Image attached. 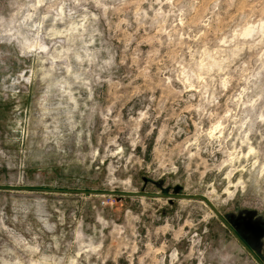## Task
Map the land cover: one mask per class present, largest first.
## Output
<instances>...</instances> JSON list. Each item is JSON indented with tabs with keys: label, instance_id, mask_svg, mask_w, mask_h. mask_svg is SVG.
Returning <instances> with one entry per match:
<instances>
[{
	"label": "rangeland",
	"instance_id": "374dc122",
	"mask_svg": "<svg viewBox=\"0 0 264 264\" xmlns=\"http://www.w3.org/2000/svg\"><path fill=\"white\" fill-rule=\"evenodd\" d=\"M70 190L264 261V0H0V264H262Z\"/></svg>",
	"mask_w": 264,
	"mask_h": 264
},
{
	"label": "water",
	"instance_id": "95a60500",
	"mask_svg": "<svg viewBox=\"0 0 264 264\" xmlns=\"http://www.w3.org/2000/svg\"><path fill=\"white\" fill-rule=\"evenodd\" d=\"M53 191H59L57 189H48ZM77 192H86L89 194H107V195H119V196H158V197H169V198H187V199H200L208 203L214 213L231 229V231L236 235V237L243 242L246 247L249 245L244 242L241 236L237 233V231L232 227L231 223L226 219V217L220 212V210L204 195L200 194H152L146 192H136V191H114V190H70ZM260 261V260H259ZM261 262V261H260ZM262 263V262H261ZM263 264V263H262Z\"/></svg>",
	"mask_w": 264,
	"mask_h": 264
},
{
	"label": "flooded vegetation",
	"instance_id": "af4514ba",
	"mask_svg": "<svg viewBox=\"0 0 264 264\" xmlns=\"http://www.w3.org/2000/svg\"><path fill=\"white\" fill-rule=\"evenodd\" d=\"M232 225V224H231ZM228 227V226H227ZM232 227L235 229V227L232 225ZM229 228V227H228ZM230 229V228H229ZM231 230V229H230ZM236 231H237V233L241 236V238H242V240L244 241V242H246L248 245H249V247H246L244 244H243V242L241 241V243L250 251V252H252V254H254V256L257 258V259H259L263 264H264V261H263V259H261V257L256 253V251L251 247V245L249 244V242H248V240H247V238L246 237H244L242 234H241V232L239 231V230H237V229H235ZM249 237V236H248Z\"/></svg>",
	"mask_w": 264,
	"mask_h": 264
}]
</instances>
